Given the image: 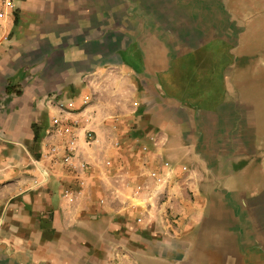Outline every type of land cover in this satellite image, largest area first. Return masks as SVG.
<instances>
[{
    "label": "crops",
    "instance_id": "1",
    "mask_svg": "<svg viewBox=\"0 0 264 264\" xmlns=\"http://www.w3.org/2000/svg\"><path fill=\"white\" fill-rule=\"evenodd\" d=\"M0 264H264V0H0Z\"/></svg>",
    "mask_w": 264,
    "mask_h": 264
},
{
    "label": "built area",
    "instance_id": "2",
    "mask_svg": "<svg viewBox=\"0 0 264 264\" xmlns=\"http://www.w3.org/2000/svg\"><path fill=\"white\" fill-rule=\"evenodd\" d=\"M76 128L77 126H72L56 119L53 120L52 129L54 143L49 146V154L56 158V154L61 151L63 153L61 158L62 162L75 165L83 169L85 168L86 163L75 154L78 140Z\"/></svg>",
    "mask_w": 264,
    "mask_h": 264
}]
</instances>
